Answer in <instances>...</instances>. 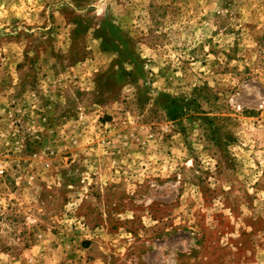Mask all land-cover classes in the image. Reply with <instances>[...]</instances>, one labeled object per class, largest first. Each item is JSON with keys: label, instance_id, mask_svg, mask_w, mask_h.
Returning <instances> with one entry per match:
<instances>
[{"label": "rangeland", "instance_id": "obj_1", "mask_svg": "<svg viewBox=\"0 0 264 264\" xmlns=\"http://www.w3.org/2000/svg\"><path fill=\"white\" fill-rule=\"evenodd\" d=\"M0 264H264V0H0Z\"/></svg>", "mask_w": 264, "mask_h": 264}, {"label": "trees", "instance_id": "obj_2", "mask_svg": "<svg viewBox=\"0 0 264 264\" xmlns=\"http://www.w3.org/2000/svg\"><path fill=\"white\" fill-rule=\"evenodd\" d=\"M170 114V113H169ZM171 118V117H170Z\"/></svg>", "mask_w": 264, "mask_h": 264}]
</instances>
